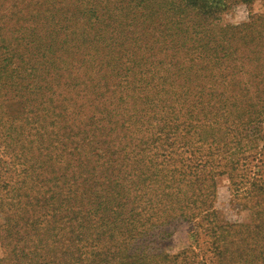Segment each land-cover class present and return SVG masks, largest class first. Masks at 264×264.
<instances>
[{
    "label": "trees",
    "instance_id": "obj_1",
    "mask_svg": "<svg viewBox=\"0 0 264 264\" xmlns=\"http://www.w3.org/2000/svg\"><path fill=\"white\" fill-rule=\"evenodd\" d=\"M77 2L79 5L70 0L55 2L60 3L57 9L52 3L49 10L53 11L47 14L53 18L54 10L69 9L76 15L78 27L88 33L84 38L78 35L71 53L77 56L71 62L78 64L76 73L89 79L86 114L78 111L77 125H72L78 130L71 135H67L69 130L61 132L62 128L67 129L59 119L63 118L60 104L64 98L59 104L55 93L46 97L44 91L48 87L41 84L52 72L46 71L43 76L28 72L21 77L9 69L8 58L0 60V99L4 97L7 102L5 93L11 91L6 105L2 103L11 110L7 119L10 122L5 121L9 125L5 126L0 118L1 154L7 158L0 159V232L7 248L0 264H150L145 257H139L144 247L131 238L124 239L141 223L136 219L138 214L132 213V205L141 202L145 195H153L151 205L162 208L159 217L183 205L184 215H198L194 200L199 190L198 176L204 169L197 172L198 151L186 153L180 150L183 145L174 150L168 146V140L177 141L178 137L168 133L171 128L165 127L166 123L153 112V101L163 97L159 93L167 94L158 81L163 86L170 73H159L155 68L167 59L173 63L187 59V52L192 49L202 54L217 48V26L209 19L217 2L180 0L179 5L170 4L173 6L167 13L139 14L140 21L134 22V27H129L132 22L120 26L128 18L124 14L102 17L98 4ZM110 20L115 25L109 31L106 22ZM90 31L93 34L89 35ZM168 48L173 52L170 56L165 54ZM59 70L57 67L53 71ZM33 77L30 82L38 83L30 89L38 92L27 94L30 100L25 97V87L20 94L14 84H9L15 78L23 81ZM101 89L102 93L97 94ZM41 105L48 106L43 109ZM80 107L83 105L76 108ZM151 125L160 127L157 134L161 136L136 145H121V139L135 143L138 135L150 137ZM110 134L115 142L107 140ZM148 142L166 151L160 157V167L150 175L149 165L136 166L142 161L139 156L152 166L141 152ZM25 143L27 147L23 148ZM114 172L123 174L122 186L111 180ZM39 185L43 187L35 189ZM257 186L255 203L264 201V185ZM214 189L212 184L210 193ZM83 190L87 192L84 200L78 194ZM81 208H85L84 213H80ZM152 216H142L144 223L148 224ZM110 218L113 220L108 222ZM202 223L194 224L210 232L215 230ZM260 223H264L262 211H257L247 225L222 222L217 235L226 234L228 246L217 240L214 251L205 249L194 262H189L187 254H181V264H251V260L264 254L253 255L262 249L260 241L264 243V225ZM39 226L46 231L35 233V237L33 232ZM19 230L23 238L18 236ZM25 244L30 246L25 248ZM39 250L49 255L38 257ZM175 258L178 259L171 256L162 264H178Z\"/></svg>",
    "mask_w": 264,
    "mask_h": 264
},
{
    "label": "rangeland",
    "instance_id": "obj_2",
    "mask_svg": "<svg viewBox=\"0 0 264 264\" xmlns=\"http://www.w3.org/2000/svg\"><path fill=\"white\" fill-rule=\"evenodd\" d=\"M60 1L65 0H0V60L8 58L9 69L15 70V75L21 77H25L28 72H37L36 76H43L46 71L52 72L41 83L48 87L44 94L48 97L55 93L53 96L59 104L60 99L64 98L60 104L63 118L59 119L67 129L62 128L61 132L68 133L69 130L67 135H71L78 130L75 126L72 127L77 125L75 115L78 111L86 114V98L90 95L87 89L88 77L77 74L78 64H71L72 60L77 59V56L71 54L74 51L73 45L79 34V37L84 38L87 37V32L78 27L76 15L69 9L63 12L54 10V17L48 16L47 12L53 11L49 10L50 4ZM70 1L78 5L77 1L96 3L102 17L124 14L128 18L120 26L132 22L129 27H134L133 23L140 21L138 15L141 13H167L169 7L173 6L170 4H180V0ZM212 1L217 2V8L209 19L217 26L214 35L217 48L202 54L200 50L192 49L187 52V59L175 63L167 59L155 68L159 73L165 70L170 73L163 86L158 81L159 87H165L163 91L167 94L159 93L163 97L153 101V112L166 123L165 127L171 128L168 133L178 137L177 141L168 140V146L170 150H174L175 146L183 145L180 150L186 153L198 151L197 172L200 169H204V172L198 176L199 190L196 191L198 194L194 200V205L199 208L196 211L198 215H184L183 205L173 207L171 212H166L167 215L159 217L162 208L151 205L153 195H145L141 202L132 205V213L138 214L136 219H140L141 223L137 225L135 232L125 235L124 239L131 238L144 247L145 249L140 250L139 257H145L146 263L150 264L155 260L154 264H162L171 256H177L175 262L181 264V254H187L191 258L189 262H194L197 256L204 254L205 249L214 251L217 240L226 242L224 245L228 246L227 235H217L222 222L247 225L255 218L257 211L264 213V201L255 203L257 185H264V0ZM58 7L60 3H55L53 9ZM44 9L48 11L43 12ZM106 23L109 31L115 25L111 20ZM87 26L91 28V25ZM175 52L178 53V50ZM172 53L169 48L165 52L168 56ZM183 55L181 51L180 56ZM197 56L199 58H195ZM207 56L211 58H206ZM214 57L217 59L213 60ZM57 67H60V72L53 71ZM33 79L35 78L19 81V78H15L9 84H14L20 94L24 93L25 87V97L30 100L27 94L38 92L30 89L38 83L37 80L30 82ZM101 91L102 89L97 94L102 93ZM10 92L5 93L7 102ZM7 102H4V97L0 99V118L5 126L9 125L10 121L7 119L11 114V110L4 108L2 104L6 105ZM80 104L83 107L76 108ZM41 106L44 109L48 105ZM159 129V126H152L150 137L138 135L135 143L121 139V145L150 141L161 136L157 134ZM112 137L110 134L107 140L115 142ZM154 146L148 142L141 150L152 161V166L144 156H139L142 161L136 165H149L148 175L153 169L160 167V157L166 153ZM25 147L26 143L23 145ZM207 147L208 151L205 150ZM1 150L0 146V159L6 161ZM126 170L127 168L124 172ZM122 175L114 172L110 175L111 180L122 186ZM210 184L214 185L213 193H210ZM175 185L172 184V187ZM41 187L43 186H35V189ZM78 194L83 200L87 198L86 190L79 191ZM81 204L85 205L83 201ZM147 206L151 208L146 210ZM84 209L81 208L80 213H84ZM152 214L154 218L145 224L143 217ZM112 220L110 218L108 222ZM199 221H204L203 226L208 224L215 230L210 232L205 227H195L194 223ZM42 231L46 230L39 226L33 234L36 237ZM17 233L23 238L22 230ZM89 233L94 236L92 232ZM2 238L0 232V260L4 250H7ZM259 245L262 249L253 255L264 253V243L260 241ZM29 246L30 244H25L24 247ZM56 251L58 253L57 249ZM46 255L49 253L39 250L38 257L44 258ZM251 264H264V254L251 260Z\"/></svg>",
    "mask_w": 264,
    "mask_h": 264
}]
</instances>
